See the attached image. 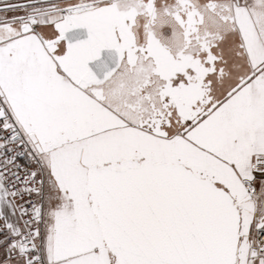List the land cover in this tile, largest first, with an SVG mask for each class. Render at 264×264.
<instances>
[{
	"label": "snow or ice",
	"instance_id": "obj_1",
	"mask_svg": "<svg viewBox=\"0 0 264 264\" xmlns=\"http://www.w3.org/2000/svg\"><path fill=\"white\" fill-rule=\"evenodd\" d=\"M0 264H264V0H0Z\"/></svg>",
	"mask_w": 264,
	"mask_h": 264
}]
</instances>
